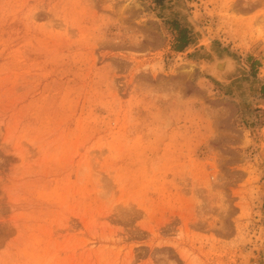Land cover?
<instances>
[{"label": "rangeland", "instance_id": "rangeland-1", "mask_svg": "<svg viewBox=\"0 0 264 264\" xmlns=\"http://www.w3.org/2000/svg\"><path fill=\"white\" fill-rule=\"evenodd\" d=\"M0 264H264V0H0Z\"/></svg>", "mask_w": 264, "mask_h": 264}, {"label": "trees", "instance_id": "trees-1", "mask_svg": "<svg viewBox=\"0 0 264 264\" xmlns=\"http://www.w3.org/2000/svg\"><path fill=\"white\" fill-rule=\"evenodd\" d=\"M165 0H153L158 5L164 3ZM173 26L177 31V37L175 41V49L182 50L190 43L189 30L187 27H181L176 21L173 22Z\"/></svg>", "mask_w": 264, "mask_h": 264}, {"label": "bare ground", "instance_id": "bare-ground-1", "mask_svg": "<svg viewBox=\"0 0 264 264\" xmlns=\"http://www.w3.org/2000/svg\"><path fill=\"white\" fill-rule=\"evenodd\" d=\"M216 61V60H215ZM231 60L230 59H222V60H217L216 62H213L214 64L213 65H215V67H213V65H211L212 67H209V65H208V69H212V72L213 73H221V72H223L225 69H228L229 68V66H231ZM211 71V70H210Z\"/></svg>", "mask_w": 264, "mask_h": 264}, {"label": "water", "instance_id": "water-1", "mask_svg": "<svg viewBox=\"0 0 264 264\" xmlns=\"http://www.w3.org/2000/svg\"><path fill=\"white\" fill-rule=\"evenodd\" d=\"M224 72H226V71H224ZM224 72H222V73H224Z\"/></svg>", "mask_w": 264, "mask_h": 264}]
</instances>
